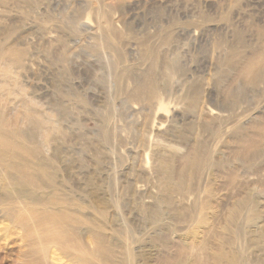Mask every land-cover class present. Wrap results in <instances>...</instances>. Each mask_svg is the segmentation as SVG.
Returning <instances> with one entry per match:
<instances>
[{"label": "rangeland", "instance_id": "374dc122", "mask_svg": "<svg viewBox=\"0 0 264 264\" xmlns=\"http://www.w3.org/2000/svg\"><path fill=\"white\" fill-rule=\"evenodd\" d=\"M0 255L264 264V0H0Z\"/></svg>", "mask_w": 264, "mask_h": 264}, {"label": "bare ground", "instance_id": "6f19581e", "mask_svg": "<svg viewBox=\"0 0 264 264\" xmlns=\"http://www.w3.org/2000/svg\"><path fill=\"white\" fill-rule=\"evenodd\" d=\"M258 78H259V73L254 75L253 80L256 81V80H258ZM197 162H198V161H196L195 163H197ZM6 171H7V170H6ZM19 171H21V169H20ZM19 171H18V172H19ZM15 172H16V171H15ZM22 172H23V171H22ZM25 172H26V171H25ZM20 174H21V173H20ZM7 175H8V174H7ZM11 175H12V173H11ZM23 175H24V174H23ZM21 176H22V175H21ZM8 177H9V176H8ZM25 178H26V177H25ZM1 182H2V181H1ZM20 187H21V186H20ZM12 190H13V189H12ZM23 191H25V190H23ZM23 234H24V233H23ZM68 238H69V237H68ZM30 240H31V239H30ZM9 244H10V243H9ZM10 245H11V244H10ZM74 245H75V244H74ZM7 246H8V245H7ZM7 246H6V247H7ZM6 247H5V248H6ZM74 247H75V246H74ZM18 248H19V247H18ZM22 248H23V247H22ZM13 249H14V248H13ZM13 249H12V250H13ZM1 250H2V249H1ZM5 250H6V249H5ZM12 250H11V251H12ZM1 252H2V251H1ZM18 252H19V249H18ZM0 256H1V255H0ZM24 262H25V261H24ZM127 262H128V261H127Z\"/></svg>", "mask_w": 264, "mask_h": 264}]
</instances>
